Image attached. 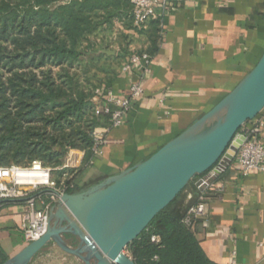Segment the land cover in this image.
I'll return each mask as SVG.
<instances>
[{"label":"crops","instance_id":"0c3cea01","mask_svg":"<svg viewBox=\"0 0 264 264\" xmlns=\"http://www.w3.org/2000/svg\"><path fill=\"white\" fill-rule=\"evenodd\" d=\"M169 1L174 6L164 14V34L149 71L135 65L129 72H119L110 84L122 96L142 76L143 92L131 101L122 123L110 129L102 154L91 164L83 158L77 165L75 183L81 189L146 159L182 132L230 92L264 50V0ZM142 44L147 47L146 41ZM112 48L102 51H119ZM260 118L264 123V110ZM260 140L264 146V124ZM79 153L71 151L76 159ZM221 178L225 191L209 200L207 217L192 228L207 256L219 264H264V171L241 176L229 164ZM19 212L16 203L0 207V253L5 259L25 246ZM60 258L67 264L81 262L48 247L40 261Z\"/></svg>","mask_w":264,"mask_h":264},{"label":"trees","instance_id":"16d2710c","mask_svg":"<svg viewBox=\"0 0 264 264\" xmlns=\"http://www.w3.org/2000/svg\"><path fill=\"white\" fill-rule=\"evenodd\" d=\"M131 13L129 0H0V166L37 159L56 169L72 150L84 151L88 160L92 131L108 124L93 113V91L110 86L131 52L123 31L121 54L104 53L105 36H112L116 21L136 30ZM160 31L158 20L149 21L139 31L147 47L135 52L153 56ZM53 171L57 182L73 173L67 192L83 190L75 183L80 169ZM197 176L127 247L136 264H219L207 256L193 226L183 223L200 194ZM5 260L0 253V264Z\"/></svg>","mask_w":264,"mask_h":264},{"label":"water","instance_id":"95a60500","mask_svg":"<svg viewBox=\"0 0 264 264\" xmlns=\"http://www.w3.org/2000/svg\"><path fill=\"white\" fill-rule=\"evenodd\" d=\"M263 109L264 50L230 92L149 157L82 191L61 194L45 233L2 264H30L49 244L83 264H136L125 248L194 176L220 158L232 160L235 134Z\"/></svg>","mask_w":264,"mask_h":264},{"label":"built area","instance_id":"2783aa9c","mask_svg":"<svg viewBox=\"0 0 264 264\" xmlns=\"http://www.w3.org/2000/svg\"><path fill=\"white\" fill-rule=\"evenodd\" d=\"M129 1L132 4V25L136 29L134 31L145 29L151 20H158L161 28L160 36L163 37L164 14L174 4L169 0ZM151 60L152 56L148 53H137L131 50L121 63L119 72H129L135 65H140L142 71L147 72ZM141 80L142 76L137 81L132 82L128 86L126 94L122 96L116 95L110 86H101L94 89L92 96L93 113L96 116H106L108 124L104 127H97L92 131L93 143L90 147L91 154L87 164H91L97 156L102 154V147L109 140L108 133L110 129L122 123L123 115L129 110L131 101L141 97L143 92ZM163 100L164 98L160 97L159 103L162 104ZM260 114L244 123L235 134L233 144L236 150L232 160L227 161L226 157L220 158L205 174L194 178L193 184L200 190V194L197 202L189 206L186 211L183 218L185 225L193 226L195 221L207 217L209 200L225 191V182L221 178V174L229 164H233L241 176H247L251 172L264 171V146L260 140L264 123L260 118ZM79 152V158L72 160L71 155H69L64 165L56 169H76L85 154L84 151ZM54 169L44 166L37 159L25 165L11 163L0 166V207L5 203H16L20 207L19 229L23 235L25 245L45 233L50 210L60 195L67 192V181L72 178L73 173H64L57 182L52 176ZM188 197H191L190 193ZM150 240L152 242L159 241L156 236H151ZM41 253L42 251L34 258ZM124 253L132 258L127 248H125ZM45 262L40 261L36 264H67L64 258L54 262Z\"/></svg>","mask_w":264,"mask_h":264},{"label":"rangeland","instance_id":"374dc122","mask_svg":"<svg viewBox=\"0 0 264 264\" xmlns=\"http://www.w3.org/2000/svg\"><path fill=\"white\" fill-rule=\"evenodd\" d=\"M120 22L119 21H116L115 22V25H114V30H113V32L115 31V30H117L118 29V32L116 33L117 35H116V37H115V39H113L112 37H111V35H109V34H107V35H109V36H105V37H107V44L108 45H110L111 46V48L112 47H119V53L121 54V51H120V45H121V43L123 42V36H121V35H123V34H121V32H123V30H120L119 29V27H118V25H120L119 24ZM139 31L140 30H137L136 32H134V31H132V32H128V33H126L127 35H128V37H127V39H128V42H129V45H131L130 47H131V50H133V51H136V50H141V49H143L142 48V46H143V44L142 43H144L145 41H146V38L144 37V36H142V35H140V33H139ZM124 33V32H123ZM135 35H137V36H135ZM143 37V38H142ZM143 39V40H142ZM110 40V41H109ZM135 40V41H134ZM137 45H139V46H137ZM132 46H134V47H132ZM113 49V48H112ZM120 70V69H119ZM118 70V71H119ZM101 76H102V74H101ZM72 151H76V150H72ZM69 155H71V159L73 160H75L76 159V157H75V154H71V151H69L68 153H67V155L64 157V160H63V165H64V163H65V160H66V158L69 156ZM80 167V166H79ZM77 169H79V168H77ZM59 171V169H54V175H57V172ZM181 196H182V194H181ZM47 247H48V249H58L56 246H54L53 244H49V245H47L43 250H42V252L43 251H45V249H47ZM41 255H42V253L41 254H39L36 258H34L33 260H32V262H31V264H36V263H40V259H41ZM45 262V261H44ZM46 263V262H45ZM80 264H83L82 262H80Z\"/></svg>","mask_w":264,"mask_h":264}]
</instances>
